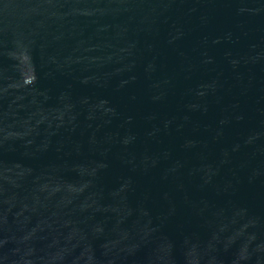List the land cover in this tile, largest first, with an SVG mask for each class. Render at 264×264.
Wrapping results in <instances>:
<instances>
[{"label":"water","instance_id":"water-1","mask_svg":"<svg viewBox=\"0 0 264 264\" xmlns=\"http://www.w3.org/2000/svg\"><path fill=\"white\" fill-rule=\"evenodd\" d=\"M0 264H264V0H0Z\"/></svg>","mask_w":264,"mask_h":264}]
</instances>
